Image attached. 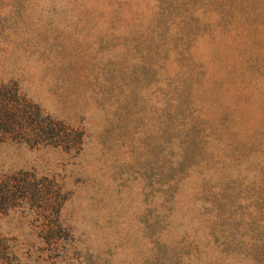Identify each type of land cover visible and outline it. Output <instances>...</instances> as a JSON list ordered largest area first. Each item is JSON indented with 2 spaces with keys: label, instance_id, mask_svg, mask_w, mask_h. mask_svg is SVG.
<instances>
[{
  "label": "rangeland",
  "instance_id": "rangeland-1",
  "mask_svg": "<svg viewBox=\"0 0 264 264\" xmlns=\"http://www.w3.org/2000/svg\"><path fill=\"white\" fill-rule=\"evenodd\" d=\"M0 87L77 138L0 134L10 264H264V0H0Z\"/></svg>",
  "mask_w": 264,
  "mask_h": 264
},
{
  "label": "trees",
  "instance_id": "trees-1",
  "mask_svg": "<svg viewBox=\"0 0 264 264\" xmlns=\"http://www.w3.org/2000/svg\"><path fill=\"white\" fill-rule=\"evenodd\" d=\"M17 95V90H15ZM70 129L45 117L39 109L28 102L12 97L10 91L0 87V134L16 135L19 140L31 146L53 145L65 149L74 148L75 137L69 139ZM34 206L40 211L56 213L58 199L52 193V182L38 178L30 173H15L0 178V219L8 211L19 206ZM43 219L44 233L52 231L54 238V220L58 217H35ZM48 233H46L48 235ZM51 238V237H50ZM19 249L14 238L4 236L0 231V263L10 264L20 260Z\"/></svg>",
  "mask_w": 264,
  "mask_h": 264
}]
</instances>
